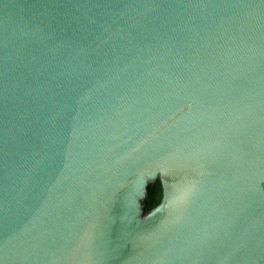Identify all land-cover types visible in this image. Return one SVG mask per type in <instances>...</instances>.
<instances>
[{"label":"water","instance_id":"water-1","mask_svg":"<svg viewBox=\"0 0 264 264\" xmlns=\"http://www.w3.org/2000/svg\"><path fill=\"white\" fill-rule=\"evenodd\" d=\"M0 264H264V0H0Z\"/></svg>","mask_w":264,"mask_h":264},{"label":"trees","instance_id":"trees-1","mask_svg":"<svg viewBox=\"0 0 264 264\" xmlns=\"http://www.w3.org/2000/svg\"><path fill=\"white\" fill-rule=\"evenodd\" d=\"M162 197V188L159 181L154 184H149L147 187V194L143 205V211L146 213L147 211L153 209L156 205L159 204Z\"/></svg>","mask_w":264,"mask_h":264}]
</instances>
